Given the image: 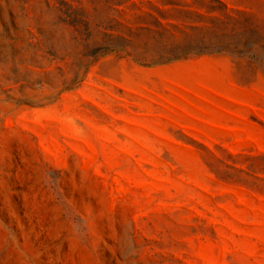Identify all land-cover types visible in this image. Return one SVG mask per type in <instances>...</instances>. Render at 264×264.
<instances>
[{"label":"rangeland","instance_id":"rangeland-1","mask_svg":"<svg viewBox=\"0 0 264 264\" xmlns=\"http://www.w3.org/2000/svg\"><path fill=\"white\" fill-rule=\"evenodd\" d=\"M0 264H264V0H0Z\"/></svg>","mask_w":264,"mask_h":264}]
</instances>
